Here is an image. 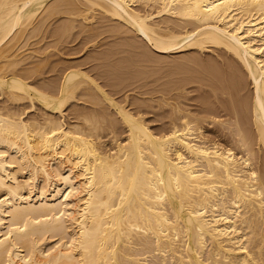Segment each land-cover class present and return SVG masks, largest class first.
Masks as SVG:
<instances>
[{
    "label": "bare ground",
    "instance_id": "bare-ground-1",
    "mask_svg": "<svg viewBox=\"0 0 264 264\" xmlns=\"http://www.w3.org/2000/svg\"><path fill=\"white\" fill-rule=\"evenodd\" d=\"M77 32L97 59L123 53L111 67L180 66L147 91L170 107L161 127L148 98L104 88L92 54L77 61L79 42L67 62L47 45L61 64L38 85L42 37ZM198 77L210 90L193 97ZM0 264H264V0H0Z\"/></svg>",
    "mask_w": 264,
    "mask_h": 264
},
{
    "label": "rangeland",
    "instance_id": "rangeland-1",
    "mask_svg": "<svg viewBox=\"0 0 264 264\" xmlns=\"http://www.w3.org/2000/svg\"><path fill=\"white\" fill-rule=\"evenodd\" d=\"M76 30H77V29H76ZM75 33H76V32H75ZM77 33H78V32H77ZM46 34H47V33H46ZM46 34H45L44 36L42 35V36H43L42 38H44V39H43V41L41 40V42H40V46H42V45H44L45 43H48V42H49L48 44L44 45V47L42 46V48H44L45 50H47V51H48V49L50 50V51L48 52V54H47V56H48L49 53H51V54L49 55L50 57L48 56L49 58H51V56L53 55V53L58 55V53L55 52V51L58 49V47L55 49V48L53 47L54 45H56V44H57L56 46L61 45V46H60L61 48L59 47V50H57L58 52H59V51L61 52L62 49H63V51H65V50H64L65 48L62 47V46H66V47L69 49V46H67V45H70V46L73 45V47H72V48L70 47V49H74V50L77 49V50H78V49H79V46H77V47H78V48H77V47H76V45H77L76 43L79 42V44H80L81 41H82V43H86L88 40L86 41L85 39H88V38H89V37H85L86 35H84V34L78 33L79 35H80V34L82 35V36L80 35L81 38L79 37V35L76 36V37H75V36H73V37L71 36V38H73V39H72L73 41H70L71 44H70V42L62 41L63 44H65V45H63L62 42L57 41V39H56V41H57L58 43H56V41H54V40H55V38H54L55 36H52V35H51V36H47L48 34H47V35H46ZM49 35H50V34H49ZM105 35H106V34H105ZM105 35L103 34V36H105ZM46 36H47V38H46ZM83 36H84V40H85L86 42H83V41H84V40L82 39ZM74 37H75V39H76V38H77V39L75 40ZM40 38H41V37H40ZM45 38H46V39H45ZM79 38H80V39H79ZM89 39H90V38H89ZM110 39H112V38H110ZM69 40H70V39H69ZM80 40H81V41H80ZM104 40H105V42H106V40L108 41L107 38H105ZM45 41H46V42H45ZM65 42H66L67 44H66ZM72 42H73V43H72ZM74 42H75V43H74ZM102 42H103V41H102ZM50 43L53 44V46L47 48V45H51ZM60 43H61V44H60ZM37 44H38V45H37ZM37 44H36L37 46H35V44H34V47L39 48V43H37ZM41 44H42V45H41ZM74 44H76V45L74 46ZM79 44H78V45H79ZM87 44H88V45L80 44V45H83V46L80 47L81 50H78L79 53H78V51H77L78 55H77V57L75 56V58H77V61H78L79 63H83V62L81 61V59H83L85 56H86V57L83 59V61H84L85 59L87 60V59H88V56H89L90 54H92V55H90L89 57L93 58L92 56H94V54H93V53L95 52L94 47L92 46L91 43H87ZM84 45H85V46H84ZM103 45H104V46H103ZM103 45H101L102 48H105V47L107 48V47L110 46V45H109V46H105V45H108V44H103ZM32 47H33V46H32ZM84 47H85L86 49H84ZM46 48H47V49H46ZM75 48H76V49H75ZM92 48L94 49V50H93V51H94L93 53H91V52L89 51V50H91ZM99 48H100V47H99ZM102 48H101V49H102ZM44 49H43V50H44ZM60 49H61V50H60ZM70 49H69V50H70ZM82 49H84V50L82 51ZM38 50H39V49H38ZM53 50H54V52H53ZM66 50H67V49H66ZM86 50H87V51H86ZM106 50H107V49H106ZM51 51H52V52H51ZM63 51H62V52H63ZM67 51H68V50H67ZM67 51H66V52H63V53L61 52V54L58 55L59 58H60V57H63L62 60L59 59V58H57L58 60H56L55 57H56L57 55H56V56H52V58H51L52 60H51V59L49 60V58H47V56H46V53L43 54V55H42V53H41L42 56L40 55L39 52H36V53H38L39 55L36 54V53H34V54H36V55L33 57V60H37V59L40 58V57L42 58V57L45 55V56H44V59H45V60L48 59L49 62H48V61H47V62H44V66L47 65L48 68H47V67L44 68L43 70H44L45 73H42V75L39 76V78H41L42 76H44V77H42L41 79H39V78L37 79V77H36L35 79H32V80H36V79L39 80V81L41 80V83H40L39 81H36V83L38 84V82H39L40 84H38V85H40V86L43 85V86L47 87V85H45V84L47 83V79H48V81L50 80V82H51V81H52L51 79H53V77L55 78V76L57 75L58 68H57V70H55V69H56V66L53 67V65H54V63H55L54 60H56V62H57V61L59 62L60 60L63 62V59H64V58H65V59H66L67 57H68V58H70V57L73 58V57L71 56V54H70V53H71V52H70L71 50L69 51L70 53H68ZM80 51H81L82 53H80ZM91 51H92V50H91ZM113 51H115V55H114V52H112V53H113L112 55H114V56H113L114 58H117V57L120 56L119 58H120V59L122 58L121 60H123V62L126 60V59L124 58V56H122L123 53L120 54V52H119V53L117 54L118 51H116V50H113ZM60 52H59V53H60ZM73 52H75V53H73ZM86 52H87V53H86ZM65 53H67V54H66L67 56L65 55ZM84 53H86V55H84ZM88 53H90V54L87 56ZM126 53H127V52H126ZM69 54H70V55H69ZM73 54L76 55V51H72V55H73ZM82 54H83L84 57H83V56L81 57ZM127 54H129V53H127ZM62 55H64V56H62ZM74 55H73V56H74ZM110 55H111V54H110ZM112 55H111V56H108V59H107V57H105L106 60H108L109 62H110V61H113L114 59H113V60H110V58H113ZM124 55H125V54H124ZM36 56H37L38 58H37ZM58 56H57V57H58ZM65 56H66V57H65ZM79 56H80V57H79ZM95 56H96V52H95ZM95 56H94V57H95ZM103 56H104V55H103ZM103 56H102V57H103ZM121 56H122V57H121ZM158 56H159V55H157V57H158ZM100 57H101V56H100ZM100 57H99V55H98V58H99V59H97V58L95 57V58H96L98 61H100V62H97V60H94V59H91L93 62L90 61V59L87 60V62L85 61L84 63H85V64L87 63V64H86V65H87L86 68L88 67L87 70H89V72H90L92 75H94L96 72L99 73L100 75L97 74V73L95 74L97 80H98V78H99L98 81H99L100 83H102L103 85H104V83L106 82L104 88H105L107 91L109 90V91L113 92V96H114V97L116 98V100H118V101H123L124 99H129V101H132V100H137V101H141V100H142V101H144V98H145V97H146V98H145L146 100H147V98H148L147 103H148V101H149V103H148L147 106L144 107V108H145V111H144V112H146V113H144V114H145V117L148 118V119H147V118H146V119L149 120V122L151 121V122H150L151 125H152V124L154 125L153 128H156L155 126H158V125H160V127H161V126L163 125L162 123H163L166 119H165V118H162V114H161V115H159V114H160V112L162 113V111H164V110L166 111V109H168V110H167V112H168V111L170 110V109H169L170 107H165L166 109H160V108H158V106L156 105L157 102H154V101H156V100H151L152 102H150L149 97H148V96H150V95H149V93H147V91H148L149 89H150V90H153V89H154V91H155L154 93H155V94H153V96H154V95H155V96H158L159 93L156 92V89H157V88H160V85H159L160 81H161L160 84H162V83H163V80H165V79L167 78V76L169 77V75H170V76L172 75L171 73L169 74V72H171V70H174V71H173V72H174L173 75H176L175 77H177V78H179V76L182 77L183 75H185V74H183V73L178 72V70L181 69V68H178V69H177L176 67H180V66L174 64V65L176 66V67H174L173 64H169V63H168L169 65H168L166 61H165V63L162 61V62H163V63H162L161 60H163L164 58H163V59L159 58V59H160V62H159V61H158V62L160 63V65H159L158 63H157V64H158L159 66H163L164 69H163L162 67L160 68V67L156 64L157 60H159V59H157V57H156L157 60H156V62L154 61V63L157 65V67H159V69H162V70H163V71H162V70H159V69L156 70V71H159L158 73H160V75H161V76H160V75L155 71V69L153 70V68H155V67H153L154 64H151V66H152V65H153V66L150 67V66H149V63H147L148 61L144 62V65H146V66H145L146 68L143 67V66H144L143 64H141V65H143V66H140V65H137V64H136L137 67L140 66V67H138V69H139V71H138V70H137V67H135V69L133 68L134 65H130V67H132V68H127L126 65H128V67H129V64L132 63V62L130 63V61H129L128 64H125V63L122 64V63L120 62V63L122 64V65H121L119 62H117V61H119V60H118L119 58H118V59H115V61L118 63V65H117L116 62H115V64H116V68H115V66H113V65H114V61L111 62V63H113V65H112V67H111V66H110L111 64L109 65V62H108V64H106L107 61H105V58L102 59V58H100ZM34 58H37V59H34ZM46 58H47V59H46ZM80 58H81V59H80ZM123 58H124L125 60H124ZM65 59H64V60H65ZM101 59H102V60H101ZM31 60H32V58H31ZM45 60H44V61H45ZM74 60H75V62H77L76 59H74ZM103 60H104V61H103ZM38 61H41V59H38ZM38 61H36V62H38ZM52 61H53V62H52ZM61 61L59 62L60 64H61ZM65 61L67 62L68 60H65ZM80 61H81V62H80ZM88 61H90V62L88 63ZM50 62H51V63H50ZM73 62H74V61H73ZM104 62H105V63H104ZM125 62H127V60H126ZM49 63H50V64H49ZM64 63H65V62H64ZM96 63H99V64L96 65ZM100 63H102L103 65L100 64ZM145 63H146V64H145ZM151 63H153V62L151 61ZM161 63H162V65H161ZM29 64H30V63H29ZM45 64H46V65H45ZM51 64H52V65H51ZM65 64H66V63H65ZM92 64H93V65H92ZM94 64H95L97 67H96ZM132 64H133V63H132ZM147 64H148V65H147ZM166 64H167V65H166ZM91 65H92V66H91ZM107 65H109L110 67H108ZM123 65H124V67H121V66H123ZM156 65H155V66H156ZM164 65H166L167 67H164ZM170 65H172V66H170ZM50 66L53 67L54 69L51 68ZM62 66H63V63H62ZM89 66H90V67H89ZM101 66H102V67H101ZM104 66H105V67L107 66V67L105 68ZM148 66H149L150 68H152V69H151L152 71L149 70L150 68H149ZM168 66H170V67H168ZM58 67H61V65H58ZM94 67H95L96 69H94ZM119 67H121V68L119 69ZM147 67H148V68H147ZM194 67H195V66H194ZM97 68H98V69H97ZM111 68H112V72H113V69H114V73H113L112 76H114V74H116V72L118 73V75L120 74V72L122 73V71H121L122 69H123V74L126 73V74H125L126 76L123 75V76L126 77V78L124 77L125 79L123 78L122 74L119 75V77H121V78L124 79V80H123V79L120 78V79H121L122 86H121V83H120V79H119V78H115V77L110 78V77H111V74H110L109 72H111V71H109V70H110ZM140 68H142V69H140ZM143 68H144V69H143ZM166 68H167V69H166ZM197 68H199V67H197ZM197 68H196V71H195V74H194V75H196V73H197L198 70H201V67H200L198 70H197ZM50 69H51V70H50ZM105 69H106V70H105ZM108 69H109V70H108ZM125 69H126V70H125ZM156 69H157V68H156ZM175 69H177V71H176ZM193 69H195V68H192V70H193ZM45 70H46V71H45ZM90 70H91V71H90ZM92 70H93V71H92ZM102 70H103V71H102ZM104 70H105L106 73L104 72ZM107 70H108V71H107ZM116 70H117V71H116ZM135 70H137L138 72L135 71ZM141 70H142V71H141ZM145 70L148 71V72H149V71L152 72L151 74H152V75L154 74V75H153V76H152V75H148V74H150V72L147 73ZM165 70H166V71H165ZM126 71H129V73L126 72ZM130 71H131V72H130ZM160 71H161V72H160ZM175 71L179 74V76H177V75H178L177 73L175 74ZM101 72H103L104 74L101 73ZM107 72H108V74H107ZM112 72H111V73H112ZM136 72H137L138 74H137ZM155 72L157 73V77H156L157 79H156V78H153L154 76H156V75H155V74H156ZM193 72H194V71H193ZM198 72H199V71H198ZM133 73H134V75H133ZM142 73L144 74L143 76H145V77L142 76ZM161 73H163V74H161ZM165 73H166V74H165ZM167 73H168V75H167ZM55 74H56V75H55ZM127 74L130 75V76L128 75L129 78H130L131 76H132V78H131V79H128V78H127ZM140 74H141V75H140ZM164 74H165V78H164ZM97 75H99L100 77L97 76ZM135 75L137 76V78H135ZM166 75H167V76H166ZM173 75H172V76H173ZM197 75H198V73H197ZM103 76H104V77H103ZM105 76H106V77H105ZM115 76H116V75H115ZM162 76H163L164 79H163V78H160V77H162ZM172 76L169 77L168 79H166L164 82H166L167 80L170 82L171 79L173 80L174 77L172 78ZM116 77H117V76H116ZM138 77H139V78H138ZM147 77H148V78H147ZM149 77H150V78H149ZM183 77H184V76H183ZM183 77H182V78H183ZM194 77H196V76H194ZM46 78H47V79H46ZM170 78H171V79H170ZM177 78H175V79L177 80ZM182 78L178 79V81L181 80ZM198 78H199V77H198ZM42 79H43V81H44L43 84H42ZM105 79H106V80H105ZM109 79H110V80H109ZM112 79H113V81H112ZM126 79H127V81H125ZM141 79H142V80H141ZM154 79H155L157 82H156ZM161 79H162V80H161ZM195 79H197V78H195ZM45 80H46V81H45ZM129 80H130V82H129V84H130V85H129V88H126V87H128V86H127L128 84L126 85V83H127ZM140 80H141L142 82H141ZM199 80H201V79L199 78L198 81H194V82H196V83L192 82L193 84H191V83H190V85L188 84V86L190 87V89H191L192 87L195 88L196 86H199V87H200V88H198V91H197V87H196V90L194 89L195 91L193 90V88L191 89V92H190V90H189V95L195 97V96H197L198 93H199V94H202V93H203V94H208V93L206 92V90H210V88L207 89L208 86L205 85V83H201V82H203V81H200V82H199ZM53 81H56V78H55ZM122 81H124V82H122ZM132 81H133V82H132ZM149 81H150V83H149ZM153 81H154V82H153ZM168 81L165 83V85L168 83ZM125 82H126V83H125ZM143 82H144V84L142 85ZM145 82H146V84H145ZM171 82L174 83L175 80H174V81H171ZM171 82H170V83H171ZM176 82H177V81H176ZM205 82H206V81H205ZM107 83H108V84H107ZM110 83H112V84H110ZM114 83H115V84H114ZM135 83H136V84H135ZM170 83H169V84H170ZM197 83H200L201 85H200V84H197ZM247 83H250V84H247V88H246L245 90H248V89H249V92H250L251 89H253V86H251V85H253V84H251V82H247ZM116 84H117V85H116ZM118 84H119V85H118ZM131 84H132V85H131ZM153 84H154V85H153ZM163 84H164V83H163ZM169 84H168V85H169ZM111 85H114V86L116 85V86H115L116 88H115L114 86H113V87H114V88H113ZM124 85H125V86H124ZM136 85H137L138 87H137ZM144 85H145V86H144ZM173 85H174V84H173ZM191 85H192V86H191ZM248 85H249V86H248ZM143 86H144V87H143ZM162 86H163V85H161V87H162ZM194 86H195V87H194ZM250 86H251V87H250ZM120 87H123V89L120 88ZM140 87H142V88H140ZM145 87H146V88H145ZM151 87H152V88H151ZM203 87H204V88H203ZM205 87H207V88H205ZM42 88H44V87H42ZM48 88H49V87H47V89H48ZM119 88H120V89H119ZM131 88H132V89H131ZM143 88H144V89H143ZM202 88L205 89V92H206V93L203 92L204 90H203ZM47 89H46V91H49V89H48V90H47ZM111 89H112L113 91H112ZM114 89H115L117 92L114 93ZM134 89H135V91H134ZM201 89H202V91H200ZM50 90H51V89H50ZM121 90H122V92H121ZM150 90H149V91H150ZM245 90H244V91H245ZM118 91H119L120 93H118ZM244 91H242L241 95L244 93ZM125 92H126V93H125ZM127 92H128V93H127ZM141 92H142V93H141ZM143 92H144V93H143ZM197 92H198V93H197ZM200 92H201V93H200ZM249 92H248V96H249ZM116 93H117V94H116ZM250 93H251V92H250ZM125 94H126V95H125ZM127 94H128V95H127ZM132 94H133V95H132ZM134 94H135V95H134ZM199 94H198V97L200 96ZM246 94H247V91H246L245 94H243V95H245L246 98L249 100L250 97H247ZM119 95H120V96H119ZM122 95H125V97L127 96L128 98H127V97L124 98ZM137 95H138V97H137ZM243 95H242V96H243ZM245 96H244V97H245ZM129 97H131V98H129ZM143 97H144V98H143ZM198 97H196V98H198ZM211 97L214 98L213 96H211ZM219 97L221 98V97H223V95H220ZM225 97H226V96H225ZM140 98H141V99H140ZM156 98H157V97H156ZM196 98L192 99L191 101L194 102V103H196V102L199 103L198 100H197V101L195 100ZM223 98H224V97H223ZM198 99H199V98H198ZM146 100H145V101H146ZM77 101H78V100H77ZM250 102H251V101H250ZM74 103H75V101L73 102V105H74ZM76 103H77V104H79V103L82 104L83 107L85 106V105L83 104V101H82V103H81V101L76 102ZM123 103H124V102H123ZM80 104H79V105H80ZM88 104H89V103H87V105H88ZM71 105H72V104H71ZM73 105H72V108H71V109L68 108V110H67L68 112H69V110L71 111V110L74 108L75 105H74V106H73ZM79 105H77V106H79ZM82 105H81V106H82ZM155 105H156V106H155ZM37 106H39V108L42 109V107L40 106V104L37 103ZM77 106H75V107H77ZM129 106H130L131 108H133V107H135L136 105H129ZM153 106H154V107H153ZM146 107H147V108H146ZM39 108H38V109L36 108L37 111H36V109H28V111H29V113H31V114L34 113V112H35V113H37V112L40 113V110H41V109H39ZM157 108H158V109H157ZM109 109L112 111V108H111V107H109ZM133 109H135V108H133ZM152 109H154L155 111L152 110ZM32 110H33V111H32ZM250 110H251V108H250ZM113 111H114V110H113ZM153 111H154V112H153ZM158 111H159V112H158ZM148 112H149V113H148ZM156 112H158V113H156ZM29 113L27 112V116H28V115L31 116V114H29ZM69 113H70V112H69ZM163 114H164V113H163ZM25 115H26V114H25ZM33 115H34V114H33ZM70 116H72V115H70ZM157 128H158V127H157ZM157 128H156V129H157ZM208 133H209V132H208ZM104 134H105V135H104ZM104 134H103V135H104L105 137L103 136L102 140L104 139L105 142L107 143L105 147H107V148L110 147V148H108V149H111V147H113L114 145L116 146V143H117V142L115 143V141L112 140L111 138H113V139L117 138V139H119L118 141H123V142H125V137L127 136V132H126L125 130H123V128H122V129H119V130L117 131V133L115 132V134H116V136H114L115 138H114L111 134H110V135H109L108 133L106 134V132H105ZM115 134H113V135H115ZM211 134L213 135L212 132H211ZM209 135H210V133H209ZM117 139H116V140H117ZM112 141H113V142H112ZM114 143H115V144H114ZM107 145H108V146H107Z\"/></svg>",
    "mask_w": 264,
    "mask_h": 264
}]
</instances>
